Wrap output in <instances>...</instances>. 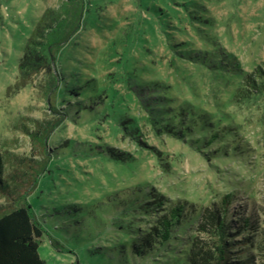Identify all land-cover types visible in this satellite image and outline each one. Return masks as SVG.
I'll return each instance as SVG.
<instances>
[{
	"label": "rangeland",
	"instance_id": "1",
	"mask_svg": "<svg viewBox=\"0 0 264 264\" xmlns=\"http://www.w3.org/2000/svg\"><path fill=\"white\" fill-rule=\"evenodd\" d=\"M62 1L0 0V146L9 143L16 153L27 154L31 139L24 126H33L34 119L57 116L53 106L69 112L51 133L49 143L58 154L28 198L46 226L39 242L42 259L47 264H143L151 261L149 256H156L171 264H184L173 262L170 252L190 254L195 235L208 242V234L198 229L199 213L214 204L219 206L229 194L235 226L242 216L251 218L247 230L233 229L237 240L233 250L243 260L252 257L253 263L264 264V88L250 87L244 79L239 83L232 75L249 72L259 82L255 69L264 71V0H200L206 16L194 19V25L186 19L185 7L171 0L184 18L187 33H178L176 19L169 18L167 31L171 34L167 37L158 27L152 32L139 22L148 14L141 11L138 16L141 9L136 0L101 2L98 23L92 19L93 24L81 22L57 70L70 82L69 87L83 86L96 77L95 84L109 92L112 87L119 94L133 89L136 100L124 101L128 107L120 117L132 131L122 130L112 118L97 117L108 99L104 95V102L90 99L93 90H85L68 104L58 90L47 97L48 75L44 71L26 83L19 81V60L31 31L44 12L59 8ZM70 9V13L76 11L74 5ZM140 37L146 40L145 49ZM187 40L196 43V52L215 45L220 52L215 58L233 59L234 67L228 66L232 72L221 76L214 66L175 59L168 45L182 47ZM158 78L167 81L164 86L154 85ZM159 95L172 99L163 100ZM139 99L164 104L161 107H173L174 101L201 102L212 111L219 106L231 123L219 121V127L213 123V130L231 125L239 150L234 153L230 149L232 133L203 146L211 153L209 159L185 139L158 134L153 124L142 119L149 113ZM78 101L82 104L75 106ZM81 107L86 109L79 110ZM137 116L140 124L134 120ZM209 120L216 122L214 113ZM137 126L139 129L134 128ZM211 132L199 130L194 137L204 135L207 140ZM224 144L230 146L228 152L215 150ZM110 146L130 156L117 160L94 154ZM153 196L164 200L165 207L151 214L145 203ZM177 204H184L185 213L172 231V240L153 247L155 255L149 251L144 257L133 254L131 237L140 243L139 230L149 229L160 213ZM54 239L61 248L52 244Z\"/></svg>",
	"mask_w": 264,
	"mask_h": 264
},
{
	"label": "trees",
	"instance_id": "2",
	"mask_svg": "<svg viewBox=\"0 0 264 264\" xmlns=\"http://www.w3.org/2000/svg\"><path fill=\"white\" fill-rule=\"evenodd\" d=\"M103 1L63 0L59 8H49L44 12L37 26H34L31 31L24 54L20 57L18 68L19 81L26 83L32 76L44 71L48 75V81L45 83L47 97L52 90H58L61 96L67 99L68 104H72L71 99L85 92V90H93L94 95L90 99L98 98L100 102H104L103 95L108 99L104 103L103 111L97 117L112 118L117 121L119 128H123L122 130L132 131L133 127H129L128 122L120 117L123 115L121 112L125 107H128L124 101L130 100L134 102L136 100V92L133 89L132 92L128 91L124 94H119L118 89L112 87L109 92V90L102 89L97 83L95 84L97 81L96 77H92V80L87 79L83 86L69 87L66 85L70 82L67 79L65 80L62 73H59L57 70V66L60 64V57L66 53V48L73 41L81 22L92 23L93 21L94 24L98 23V7ZM170 1L154 0L150 3L144 0H136L138 7L141 9L138 16L142 15L141 11H146L148 14L145 18L140 17L139 22L147 24L152 32H155L158 27L167 37L171 34L170 31H167L171 26L168 19H176V26L179 29L177 30L178 33L186 34V26L182 23L184 18L180 16L179 8L171 5ZM176 2L185 7L184 11L187 12L186 19L191 21L193 25L194 19L206 16L203 15L204 4L200 0H176ZM71 5L75 6L76 11L74 13H70ZM89 19H92V21ZM138 41L142 42L140 45L145 49L144 43L146 40L140 37ZM187 41V45L182 47H179L178 43L168 45L174 53L175 59L192 60L204 64L209 68L214 66L213 69H216L217 73L221 76L232 72L228 66L234 67L233 59L229 58V56L225 58L222 55L223 59L221 60L215 58L220 55L218 54L220 53L219 49L214 48L215 45L210 44L207 47L205 46L204 49L202 48L201 51L196 52L193 49L196 43L192 40ZM254 74L260 78V80L258 79L259 82L252 78V74H249V72L243 75L239 73L234 74L233 72L232 75L236 76L239 83L244 79L245 83L250 87L257 86L264 88V71L261 68H256ZM128 78L125 76V81ZM164 81H162V78H158L153 83L154 85L164 86V83L167 82ZM103 91L104 93L106 91V93L104 94ZM158 97L163 100L172 99V97L167 95H159ZM139 100L149 113V115L143 116L142 119H145L147 123L153 124L158 134L171 133L177 139H185L189 144L192 143L191 146L202 152L209 159L211 153L207 152L206 149L208 148H203V146H209L217 140L222 141V138H226L228 134L232 133V138H234L233 146L230 145V147L228 144H224L225 146L219 149L216 148L215 150L218 152H228V147L234 153H237V150H239L240 146H237L238 144L235 142V139H238V137L231 125L224 124L221 130H213V123L219 127V121L227 123L231 120L225 119L223 109H220L219 106L215 107L212 111L207 110L203 103L195 101L192 102L194 105H190L188 101L183 104L174 101L175 103L173 102L172 104L176 105H173V107H161L160 105L163 106L164 104H153L146 99ZM81 104L82 102L78 101L75 106H80ZM52 108L57 112V116H54L52 119H34L33 126H24V133L31 139V150L29 153H16V151L10 148L11 144L9 143L5 144L4 148L0 146V200H2L0 202V264H47L39 252V242L47 232L46 226L28 198L39 183L41 176L50 170V165L58 154L54 151L55 147L52 148L50 146L51 133L68 118L69 112L63 113L56 106ZM84 109L86 108L81 107L79 110ZM168 110L171 113H167ZM213 113L216 122L209 120V116ZM140 118L137 116L134 120L140 124ZM134 128L139 129L138 126ZM199 130H202L204 133L212 130V134L207 140H205L206 138L204 139L206 137L204 135L195 138L194 136ZM92 151L90 149V151H87V154L90 155ZM94 154L104 157L110 156L117 160H123L130 156L128 152H120L116 147L111 146L107 147L104 152L96 150ZM230 196L226 194L219 206L214 204L213 207H207L202 213H199L202 218L199 220L198 229L208 234L209 241L203 242L195 235L189 248L190 254L180 256L176 252H170L169 258L172 257L173 262L177 261L180 263L181 260L184 264H256L253 263L252 257L243 260L242 256H236L233 250L235 243H237V240L233 237V233H236V231L234 232L233 229L237 231H240V229L247 230L251 218L242 216L237 220L238 225L235 226L236 222L231 218L228 206L231 203ZM164 202V200L158 199L157 196H153V200H149L145 204L148 205V212L153 214V212L160 211L161 208L165 207ZM73 212L77 213L79 210L74 209ZM184 213V204L172 205L167 212L160 213L155 222H150L152 226L149 229L141 228L139 230L140 233H138L139 236L142 235L138 238L141 240L140 243L137 242V239L131 237L135 251L133 254L144 257L149 251L155 255L156 253L152 251L153 247L158 248V245L161 246L172 240V231L175 226L181 224ZM141 231L145 233H141ZM203 243L206 244L204 245ZM247 243L249 244L251 241ZM52 244L58 248L62 247L57 239H54ZM149 257L151 261L149 262V259L144 260L143 264H153L154 261L160 264H171V261H161L156 256Z\"/></svg>",
	"mask_w": 264,
	"mask_h": 264
}]
</instances>
